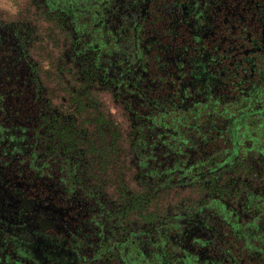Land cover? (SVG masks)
Instances as JSON below:
<instances>
[{"label":"flooded vegetation","instance_id":"1","mask_svg":"<svg viewBox=\"0 0 264 264\" xmlns=\"http://www.w3.org/2000/svg\"><path fill=\"white\" fill-rule=\"evenodd\" d=\"M71 1L44 2L43 16L31 4L60 39L54 68L72 99L98 120L107 116L100 95L121 110L128 175L118 189L104 187L86 120L56 101L32 52L36 26L0 17V264H241L231 242L252 229L264 191V151L253 131L264 113L262 39L246 32L225 44L211 38L207 7L174 4L165 32L151 27L139 42L138 82L128 86L150 106L135 115L118 97L112 68L111 82L80 90L76 71L85 63L73 55L92 52L94 60L100 50L87 38L82 52L83 35L65 13L63 27L55 25L56 9ZM103 1L147 13L146 0ZM58 118L80 124L87 150L70 149Z\"/></svg>","mask_w":264,"mask_h":264},{"label":"trees","instance_id":"2","mask_svg":"<svg viewBox=\"0 0 264 264\" xmlns=\"http://www.w3.org/2000/svg\"><path fill=\"white\" fill-rule=\"evenodd\" d=\"M47 1L35 0V4L42 11V13H39L42 16L50 14L44 4ZM49 1L51 2V0ZM52 1L55 4L62 3L63 0ZM188 1L190 0H146L148 2L147 13H141L138 11V7L133 4H129L127 6L129 10L126 11L124 7L114 6L113 3L103 0H72L71 2L74 5L67 4L65 11L61 12L64 4L56 9L57 12L53 14L54 19H58L55 22L56 26L63 27L65 13L68 16L69 26L73 27L81 38L83 35L80 44V47H84L83 53L87 51V44L84 43L87 38L96 39L100 50L94 60L95 56L92 57V52H89V55L81 52L84 56L80 54L73 55L76 62L85 63L84 70L76 71L79 79L80 74L83 72V82L86 85L85 87L81 86L80 90H83L85 94L91 88L93 81H99L98 78L102 82H111L107 76H109V71L112 68L115 73L118 97L122 100L123 105L128 109L135 108V115L137 111L141 112V110L143 111L144 108L150 106L146 100H143L142 96L133 99L135 89L128 86V84L136 85L135 83L138 82V76L134 74V71L140 64V56L136 55L139 42L145 36L146 30L151 27H157L160 32H165L163 31L164 26L167 27V24L173 21L174 4L177 3V6L181 7L183 3H188ZM131 3H133V0ZM194 5L195 7L203 6L204 9L207 7L206 13H209L211 18L209 27L211 38H222L224 41L234 39L238 42L246 37V32H249L250 38L262 39L261 47L264 48V0H194ZM111 10L114 11L113 20L106 26L104 19L111 14ZM169 16L172 17L169 18ZM164 17H167L168 21H164ZM178 22H181V20H178ZM176 23H172V25ZM113 26H115V30L112 29ZM184 30L185 28H180L178 32L182 34ZM160 34L156 35L155 46L159 42ZM225 44H228V41H225ZM82 57H84V61H81ZM86 57L92 60L89 61ZM145 58H148V55H145ZM156 60H158V57L153 56L150 62L153 65L150 70L154 72L158 71L159 63ZM121 88L122 90H120ZM138 120L139 118H136V121ZM76 122L75 119L67 121L58 118L56 123L57 127L63 130V135L68 133L69 137L72 138L69 146L71 150L78 151L79 147L87 150L89 140L83 139V142L78 138L81 127ZM135 126L137 128L140 125L135 124ZM253 131L259 140L261 149L264 151V113L257 119ZM133 146V150L138 148L136 144ZM86 158L85 155L83 159L86 160ZM260 172H262L260 184L264 189V165ZM254 207L257 208V212L252 222V229L242 238L231 242L234 246L241 247L239 251L240 259H243L241 264H264V191L258 195Z\"/></svg>","mask_w":264,"mask_h":264},{"label":"rangeland","instance_id":"3","mask_svg":"<svg viewBox=\"0 0 264 264\" xmlns=\"http://www.w3.org/2000/svg\"><path fill=\"white\" fill-rule=\"evenodd\" d=\"M31 0H0V17L29 21L36 26L37 40L32 52L39 61L42 74L56 97V101L74 109L86 120L93 136L92 158L97 163L100 182L109 190L118 189L121 173L128 175L125 162V119L121 110L103 95L101 107L107 114L98 120L90 109L81 108L71 97L63 80L55 72L54 64L60 53V39L47 22L37 15ZM38 16V18H37Z\"/></svg>","mask_w":264,"mask_h":264}]
</instances>
